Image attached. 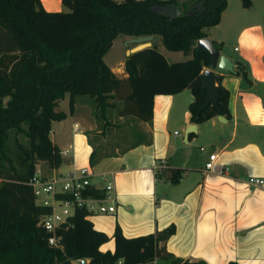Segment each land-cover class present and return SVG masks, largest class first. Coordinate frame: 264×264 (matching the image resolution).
Wrapping results in <instances>:
<instances>
[{"label":"trees","instance_id":"16d2710c","mask_svg":"<svg viewBox=\"0 0 264 264\" xmlns=\"http://www.w3.org/2000/svg\"><path fill=\"white\" fill-rule=\"evenodd\" d=\"M194 2L199 8L187 13ZM61 3L68 10H45L39 0H0V264H57L65 258H83L81 264H115L117 260L120 264H157L155 258H169L164 264H176L179 258L162 244L158 246L174 231L172 224L134 237L123 236L115 224L112 251L101 250L99 246L109 237L92 226L83 207H76L67 217L68 225L57 230L61 246L48 245L37 225L48 207L34 203L28 179L37 162L55 167L61 161L49 131L52 120L66 116L57 106L65 96L68 112L73 111L76 97L85 96L92 100L95 116L102 117L115 107L119 116L149 121L154 94L188 88L192 122L216 114L229 117L228 91L220 84L219 74L214 76L216 100L198 110L206 95L200 74L210 65V53L195 44L207 36L206 28L219 21L226 0ZM240 3L247 7L251 0ZM118 34H153L166 49L180 50L187 57L168 62L154 41L127 54L126 74L117 76L102 55ZM213 44L219 48L218 42ZM95 158L92 149L90 164ZM171 170L170 180L175 181L179 169ZM86 191L103 195V189L91 185ZM226 264L237 263L229 260Z\"/></svg>","mask_w":264,"mask_h":264},{"label":"crops","instance_id":"0c3cea01","mask_svg":"<svg viewBox=\"0 0 264 264\" xmlns=\"http://www.w3.org/2000/svg\"><path fill=\"white\" fill-rule=\"evenodd\" d=\"M39 2L45 10L65 7L61 0ZM225 27L234 35H226ZM206 33L219 43L218 53L233 63L231 71L211 67L228 91L229 117L216 114L192 122L187 110L192 95L183 88L154 94L149 121L119 116L115 107L97 119L92 100L85 96L75 98L72 112L63 110V119L51 121L50 140L70 153L46 172L88 165L91 187L103 189L108 180L113 184L114 212L86 216L109 237L101 250L112 251L115 224L125 237L172 224L174 231L158 246L179 258L176 264H264V0H251L247 7L240 0H226L219 21ZM154 41L157 46L159 40ZM132 45H124L115 60L105 57L111 45L102 55L117 76L126 74L125 50ZM160 52L168 62L173 61L168 57H187L180 50ZM92 149L96 158L90 164ZM210 153L212 167L205 170ZM172 168L179 169L175 181L170 180ZM250 175L262 177V184H248ZM160 262L169 258L154 259Z\"/></svg>","mask_w":264,"mask_h":264},{"label":"built area","instance_id":"2783aa9c","mask_svg":"<svg viewBox=\"0 0 264 264\" xmlns=\"http://www.w3.org/2000/svg\"><path fill=\"white\" fill-rule=\"evenodd\" d=\"M74 126H76L74 124ZM202 148V147H200ZM70 149L63 148L59 150L62 156L68 155ZM214 154H208V160L204 162V169L209 170L212 167ZM93 175L88 165H82L64 171H52L43 173L39 169L34 170L28 179L31 186L34 203L47 206L46 212L39 215L37 225L46 234V243L52 247H60V235L57 230L63 225H68L67 217L72 215L76 207H83L87 215L110 214L115 210L112 202L113 194L111 192L113 184L106 181L103 185V195L96 196L88 193L86 189L90 186V179ZM248 184H262L263 178L258 176H248ZM110 202V203H109ZM74 264H81L84 259L77 258L72 260ZM117 262L120 263L119 260Z\"/></svg>","mask_w":264,"mask_h":264},{"label":"water","instance_id":"95a60500","mask_svg":"<svg viewBox=\"0 0 264 264\" xmlns=\"http://www.w3.org/2000/svg\"><path fill=\"white\" fill-rule=\"evenodd\" d=\"M197 8H199L198 4L191 7V9H189L187 13H190ZM175 12H177V10H175ZM152 40H153V34H142V35L128 37L124 42V45H127L128 42L134 44L126 48L125 54L127 55L133 51L151 45ZM195 44L197 47H203L207 49L208 52L210 53L209 68H204L200 74V84L202 87L206 89V95L204 97V100L198 107V110H200L204 106H206L210 101L214 102L216 100L217 92L215 89V80H214L215 73L211 69V67L216 66L220 69L231 71L233 63L228 57L219 54L218 50L214 47L213 42L210 39H208L206 36L198 38ZM72 260H73L72 258H65L59 261L57 264H74Z\"/></svg>","mask_w":264,"mask_h":264},{"label":"rangeland","instance_id":"374dc122","mask_svg":"<svg viewBox=\"0 0 264 264\" xmlns=\"http://www.w3.org/2000/svg\"><path fill=\"white\" fill-rule=\"evenodd\" d=\"M64 10H68L67 7L63 8ZM226 29V35H234L233 29L231 27H225ZM213 31V33L217 34L218 33V29L216 28H212L211 29ZM124 35L126 34H118V36L115 38V40L112 42L111 47L109 48V50L106 52L105 57L108 60H115L116 56H118V53H120V51L123 49L124 46V42L126 41L127 38L124 39ZM128 44V43H127ZM134 44V43H133ZM129 47V46H128ZM156 48L159 51L162 50H166L165 47L160 43V41H158ZM169 60H180V59H172L173 57H168ZM174 58H179V57H174ZM183 59V58H182ZM93 105V103L91 104V106ZM58 108L67 111L68 110V103H67V97L62 98L61 100H59L58 102ZM89 108V107H88ZM91 110L93 109V106L90 107ZM85 114L90 115L89 110L86 111L87 109L85 108V106H81V109ZM81 115V114H80ZM93 115V113H92ZM94 116V115H93ZM95 117V116H94ZM101 118V114L98 115L97 119ZM65 122H67L70 125V120H65ZM129 136V135H128ZM35 168L39 169L41 172L46 173L47 170V164L44 161H39L37 162V164H35Z\"/></svg>","mask_w":264,"mask_h":264}]
</instances>
